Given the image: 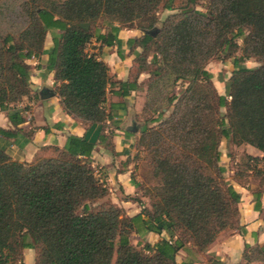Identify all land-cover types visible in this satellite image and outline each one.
<instances>
[{
  "label": "trees",
  "instance_id": "obj_1",
  "mask_svg": "<svg viewBox=\"0 0 264 264\" xmlns=\"http://www.w3.org/2000/svg\"><path fill=\"white\" fill-rule=\"evenodd\" d=\"M8 8L16 25L0 29V110L32 96L28 61L46 53L53 30L60 34L48 68L69 115L91 126L113 119L109 88L118 84L127 95L143 73L149 74L144 111L159 114L148 120H160L164 108L173 111L159 127L142 129L140 144L159 183L145 193L152 208L134 217L109 200L91 160L95 143L85 137H70L64 149H54L56 157L31 163L0 147V264H25L27 249L37 251L36 264H189L177 261L181 250L204 252L221 233L242 230V195L225 178L220 147L227 139L264 154V0H17ZM161 9L177 12L162 22ZM101 18L103 29H95ZM122 29L140 32L127 42L138 64L134 82L114 81L106 62L87 52L94 38L102 46L120 45ZM214 59H231L234 66L227 95L208 68ZM250 59L260 65L246 66ZM10 120L15 125L24 118L14 113ZM245 157L234 180L246 184L254 173L262 187L256 170L264 157ZM149 233L161 239L132 243L133 234ZM243 257L264 264V247L246 245Z\"/></svg>",
  "mask_w": 264,
  "mask_h": 264
},
{
  "label": "crops",
  "instance_id": "obj_2",
  "mask_svg": "<svg viewBox=\"0 0 264 264\" xmlns=\"http://www.w3.org/2000/svg\"><path fill=\"white\" fill-rule=\"evenodd\" d=\"M59 34L58 31H49L45 41L46 53L40 58L28 61L32 67L30 71L32 96L25 98L12 110H0V130L14 133L10 138L0 135V147L5 149L13 160L31 163L37 157H48L55 148L64 149L70 137H85L86 140L95 143L91 160L97 176L110 189L109 200L123 208L128 217H134L141 213L144 207L135 199L144 198L138 184L132 179V164L125 162L131 151L132 142V132L128 130L126 123L134 108L138 112L144 108L146 100L144 92L139 95L144 74L137 80L139 87L127 95L123 94L124 89L122 90L118 84L110 87L106 108L112 111L113 119L91 126L90 123L69 115L61 98L56 94L58 83L55 80V72L48 68V61L49 53L54 47V36ZM139 35V31L122 29L118 36L120 45L113 47L102 46L94 38L92 41L95 48H87V52L96 54L106 62L114 81L134 82L132 71L135 57L129 54L127 42L129 38ZM14 113H20L24 121L14 125L10 120ZM222 142L227 144L229 141L224 139ZM234 147L244 148L246 155L264 157V154L253 146ZM221 165L226 168L227 173L232 172L234 175L235 166L231 171L228 165L224 163ZM256 171L261 172L264 177V161L257 165ZM248 179L246 184H240L231 178L233 186L242 195L240 223L242 230L221 233L204 252H196L191 248L181 250L177 256L179 263L247 264L243 257L246 245L252 248L264 247V184L260 187L262 178L255 177L254 173H251ZM139 238L143 239L140 236ZM145 238L151 244L161 239L154 233H149ZM36 257L35 249H27L25 264H36Z\"/></svg>",
  "mask_w": 264,
  "mask_h": 264
},
{
  "label": "rangeland",
  "instance_id": "obj_3",
  "mask_svg": "<svg viewBox=\"0 0 264 264\" xmlns=\"http://www.w3.org/2000/svg\"><path fill=\"white\" fill-rule=\"evenodd\" d=\"M15 1H17V0L5 1L4 2L5 7L3 8V10H0V14H2L1 18H0V29L3 30L4 32L8 30L9 25H16V24L12 23L10 20H8L9 12L7 11V9H9L8 5L10 6L11 4H14ZM178 5H180V3H178L177 6ZM200 5L206 6L207 3L202 1V2H200ZM201 6L198 9L205 11L204 8H201ZM0 7H1V5H0ZM176 12L177 11L173 12V11H167V10L161 9L158 13V16L160 18V21L163 22L166 20V18L169 15H172ZM103 21H104L103 18L99 19L95 25V29H97V28L103 29ZM129 30H133V29H129ZM135 30L139 31L138 29H135ZM93 42L94 41H92L88 45V49H94L95 48ZM239 43L242 44V41L239 40ZM241 55H242L241 52H239L237 54V56H241ZM245 65L250 67V68H254V67L259 66L260 64L255 59H250V60L245 62ZM208 68L214 76V79H213L214 83L218 87V90L220 91V93L223 95H227L226 83L228 82V80L231 76V73L233 71V68H234L231 59L224 60V61H222L220 59H214L209 63ZM137 74H138V64H137V62H135L134 69L132 71V77L136 78ZM143 74H144L143 82H142V85L140 86V88L142 90H141V94H139V95H142V92H144V96L146 99L145 105H146L147 97H148L147 83H148V79H149V74L148 73H143ZM182 86H183V84L178 85V87L175 89L176 94L181 93L182 88H183ZM160 103L162 104V106L164 105V101H161ZM18 104H16V105H18ZM145 105H144V108H145ZM144 108L141 112H140V110L138 112V110H136L134 108L132 110V114L127 119L128 122L126 123V125L128 127V130L132 132V142H131V146H130L131 151L129 153L128 158L125 160V162L127 164H132V169H131L132 170V179L138 184L142 198H144V200H141L140 198H138V199H140L142 201L143 206L147 207L146 205H148L147 208L151 209L152 208V200L150 199V197L146 196L145 193L147 192V190L152 189L153 187L157 186L159 183V180L154 175L153 165L151 162V156L149 155L146 148L140 144V139H141V135H142L141 132H142V129L146 123L150 127H155V128L159 127L161 125V123L164 121V119L168 118L171 115L173 108L172 107L168 108V109L164 108L162 110V112L164 113V116L160 120H158L157 122H154V123L148 119H150L151 117H154V119H155L159 116V114L158 113L152 114L150 112H146V111H144ZM222 111L224 112L225 109H222ZM220 149H221L222 158H223L222 163L228 165V168L231 171H232V168L234 166L236 167L237 164L240 166L246 161V157H245L246 156V150L244 148L236 149L230 141L227 144H226V142H222ZM56 156H57V152L53 151L49 154L48 157H43V158H51V157H56ZM236 160H238V161H236ZM225 178L228 180V182H231V178H233L232 172H230V173L226 172ZM104 201H106V200L100 201L99 204L104 203ZM226 232L235 233L236 230H228ZM131 241L134 245H137V246L142 245V247H144L147 243L150 242L147 240V238H143L142 240H140L139 236L136 234H133L131 236Z\"/></svg>",
  "mask_w": 264,
  "mask_h": 264
}]
</instances>
